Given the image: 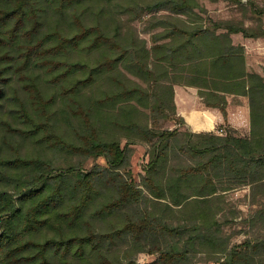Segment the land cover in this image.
Here are the masks:
<instances>
[{
	"label": "trees",
	"instance_id": "1",
	"mask_svg": "<svg viewBox=\"0 0 264 264\" xmlns=\"http://www.w3.org/2000/svg\"><path fill=\"white\" fill-rule=\"evenodd\" d=\"M197 8L206 11L199 0H0V264H139L140 253L151 264H197L198 254L264 264V75L232 39L260 35L199 23ZM144 15L161 28L150 47L132 24ZM175 85L246 96L250 135L193 133ZM157 113L188 130L154 127ZM136 144L150 159L139 183ZM89 158L107 165L86 169ZM240 190L251 213L242 221L258 231L234 244L224 228L241 218L229 199Z\"/></svg>",
	"mask_w": 264,
	"mask_h": 264
},
{
	"label": "rangeland",
	"instance_id": "2",
	"mask_svg": "<svg viewBox=\"0 0 264 264\" xmlns=\"http://www.w3.org/2000/svg\"><path fill=\"white\" fill-rule=\"evenodd\" d=\"M200 5L206 10L197 8L196 12L199 15L198 22L212 26L214 23L232 22L236 24L243 23L246 27H249L252 33L260 35V39L264 42V0H254L257 11H253L252 7L249 5L236 4L229 1L220 0L218 2H211L209 0H199ZM163 14V13H161ZM149 15H144L132 22L136 27L139 36L147 41V45L150 47L152 44V37L154 34L161 31V28L150 29V24L148 22ZM184 19L187 17L183 16ZM238 37L242 41V38H246L242 33H237ZM263 35V36H262ZM258 38H254L257 40ZM250 57V71L260 72L264 75V48L261 52H256L254 50ZM248 67V66H247ZM156 128H178L182 132H186L188 129L184 125H181L180 121L175 117H171L169 120H164L160 113L156 114V119L154 123ZM32 145H24L20 148L22 153L32 155ZM148 149L144 144H136L131 147L130 153V168L133 173L134 180L139 183L144 174V167L149 162V156L147 154ZM84 168L90 169L94 164H98L100 167H105L107 165L104 158L93 159L89 158L84 161ZM247 192L245 190L235 191L229 194V199L231 205L241 212V214H236L238 220L233 221L230 225L224 228V233L226 237L231 238V242L234 244L241 243L247 237L254 236L258 230H254L252 226L248 225L247 222L244 224L242 220H247V216L251 215L249 213V199L246 197ZM251 212V211H250ZM244 218V219H243ZM247 218V219H246ZM248 221V220H247ZM156 259L155 255L148 253H140L137 255V261L139 264H151ZM206 256L204 254H198L197 264H209L205 261Z\"/></svg>",
	"mask_w": 264,
	"mask_h": 264
},
{
	"label": "crops",
	"instance_id": "3",
	"mask_svg": "<svg viewBox=\"0 0 264 264\" xmlns=\"http://www.w3.org/2000/svg\"><path fill=\"white\" fill-rule=\"evenodd\" d=\"M232 39L235 45L240 44L245 48L247 66L251 70L249 54L254 50L263 51L264 42L260 38H242V41H238V34H233ZM174 91L177 116L185 121L193 133L224 134L227 129H232L239 136L250 135V106L246 96L215 93L205 88L186 85H175ZM221 129L223 133L220 132Z\"/></svg>",
	"mask_w": 264,
	"mask_h": 264
},
{
	"label": "built area",
	"instance_id": "4",
	"mask_svg": "<svg viewBox=\"0 0 264 264\" xmlns=\"http://www.w3.org/2000/svg\"><path fill=\"white\" fill-rule=\"evenodd\" d=\"M221 133H223V130L221 129V131H220Z\"/></svg>",
	"mask_w": 264,
	"mask_h": 264
}]
</instances>
